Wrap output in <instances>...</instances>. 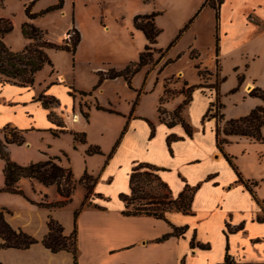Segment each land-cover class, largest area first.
<instances>
[{"label": "crops", "instance_id": "1", "mask_svg": "<svg viewBox=\"0 0 264 264\" xmlns=\"http://www.w3.org/2000/svg\"><path fill=\"white\" fill-rule=\"evenodd\" d=\"M142 1L149 3L151 0ZM203 2L196 0L191 6L179 5L172 10L177 20L171 40L166 47L157 48L163 53L156 54L153 63L139 68L129 84L122 77L104 79L91 94L81 97L74 94L63 105L64 111H58L61 126L49 121L41 125L44 130L56 132L54 136L57 138L66 137L64 144L52 153L59 158V164L70 168L75 179H80L86 171L94 178V184L86 203L82 204L86 193L82 186L81 198L74 203L71 197L63 210L56 207L42 208L24 200L17 201L19 207L16 209L9 205L13 214H5V219L11 227L21 229L40 241L47 233V220L52 217L62 226L63 234L69 235L74 228V211L79 209L75 220L77 264H219L226 254L239 262L264 261V194L260 192L264 176L253 173V163L247 166L240 159L249 156L253 143L264 144V141L225 136L229 142L224 144L223 151L231 158L230 164L216 147L215 139L217 126H223L225 120L245 116L253 107L264 105L259 98L247 94L253 88V80L255 85L263 87L253 75V67L262 58L258 52L253 51V45L264 43V0H223L220 4L219 49L218 55L214 56L217 62L215 60L210 68H202L209 76L206 82L198 74V69L197 75L190 79L182 68H177L170 76L177 78V82L171 84L173 89L189 90V101L181 113L183 121L190 127V135L180 123L168 126L166 121L159 119L157 111L153 115L140 110L145 96L154 93L161 82L164 84L169 80L170 77L161 79V72L167 65L178 60L185 52L188 55L186 63L195 66L196 57L189 55V51L172 55L171 49L184 33L191 32L196 39L195 27L205 8L212 9L209 6L201 7ZM151 12H158L154 18L155 25L160 29L156 39L158 43L164 30L159 20L166 10L156 9L154 5L152 8L135 10L131 14L132 36L143 39V33L133 26V16ZM212 12L215 25L213 9ZM191 18L192 21L183 29ZM68 28L62 30L61 37L67 35ZM143 42L144 45L147 42L145 37ZM144 45L136 49L124 66L117 69L113 66L103 68L122 70L130 62L137 61ZM193 50L195 55H199L195 48ZM261 53L264 56V46ZM232 58L238 60L226 63L228 66L225 68V60L228 62ZM217 77L218 84H213ZM64 79V74L56 73L51 83L66 86ZM118 79L132 90L131 98L124 99V107L120 106V96H107L102 101L99 99L104 94V85ZM243 82L250 86L244 89ZM4 84L8 85L0 82L1 86ZM163 84L155 93V100L151 99L154 108H157L163 94ZM52 95L56 96L55 92ZM0 99H6L4 93H0ZM216 99L222 105L221 121L205 116ZM183 100L184 95L179 90L165 103V110H176ZM96 104L111 111L96 109ZM53 106L51 108H58ZM26 109L28 115L30 108ZM85 111L87 118L82 115ZM94 115H100L102 122L98 126H93ZM6 124L17 128L13 120ZM26 126L33 128L37 125L30 121ZM2 130L0 125V138H3ZM73 132L84 133L85 141H75ZM88 146L99 147L101 153L86 154ZM4 150L11 159L13 149L10 143L5 144ZM75 159L77 163L79 160L81 162L77 172L73 165ZM138 163L156 167L159 179L168 186L173 197L185 189H191L189 212L170 210L165 213V219L143 214H124V202L119 194L129 192V173ZM3 166L4 162L0 158V187L4 185ZM237 173L244 182H248L255 197L239 180ZM252 182H256V185ZM19 187L27 193L24 184ZM55 190L50 198L44 201L33 198V201L61 200L56 185ZM175 227L179 234L159 240L163 235L172 233ZM0 263L73 264V257L67 250L51 252L37 242L25 249L1 248Z\"/></svg>", "mask_w": 264, "mask_h": 264}, {"label": "rangeland", "instance_id": "2", "mask_svg": "<svg viewBox=\"0 0 264 264\" xmlns=\"http://www.w3.org/2000/svg\"><path fill=\"white\" fill-rule=\"evenodd\" d=\"M57 2L58 0H0V17L8 19L12 25L11 30L3 36L2 41L13 52L21 51L27 43L31 42V39L25 38L21 33V24L24 21H29L41 29L44 32V38L54 43H62V40L67 37V35L61 37L62 30L67 26L69 27L68 30L74 26L80 34V41L73 54L65 50L46 49L51 64L43 65L35 73L33 83L29 87L20 88L13 83L0 85V93H4L6 96L5 100L0 99V125L4 128L8 126L7 122L13 120L17 127L15 129L20 132L24 140L21 144L10 143L13 149L10 157L11 159L14 158L13 161H16L19 165L44 161L50 156L54 157L52 153H55L64 144L66 137L57 138L52 131L44 130L41 125L49 121L59 126L57 123V120H59L58 111H64L63 105L67 104L74 94L81 97L83 95L80 94V91L90 92L98 82V72L108 70L103 67L113 66L117 69L124 66L126 61L133 57L136 49H141L142 45H144V35H142L143 39L140 40L138 37L132 36L133 28L130 23V17L135 10L152 8L153 5L156 9L166 10V13L159 20L164 30L160 34V40L155 45L156 48H164L175 31L177 15L172 13V10L179 5L191 6L196 0H151L149 3L142 0H64L62 9L38 14L41 10ZM26 6H29L30 13H37L33 19L27 18L24 11ZM213 20L212 9L205 8L201 20L195 27L197 32L196 39H194L191 32L184 33L174 44L171 54L176 55L182 51H189V55L196 57L194 59L195 66L198 65L199 69L205 66L208 68L212 67L215 62V25ZM262 46H264V43L253 45V51L258 52L262 57L258 64L253 67V75L257 77L259 83L263 86L262 88H264ZM194 48L199 52V55H195ZM184 53L178 60L164 68L161 72V79L170 77L177 68L184 69L189 79L197 75L196 69L198 68H194L193 64L186 63L188 55ZM156 54L158 53L155 52L153 54V58ZM237 60L236 58H232L228 62L225 60L224 67L228 66L226 63ZM95 67L99 68L95 70L93 69ZM56 73L64 74L66 86L55 84L54 82L53 84L51 83ZM208 78L209 76L203 73L205 82ZM137 80H139V77L135 80L136 83L138 82ZM58 81L60 82L61 80L58 79ZM218 81L219 78L217 77L213 84H218ZM175 82H177V78L174 76L166 80L164 84L161 82V85L155 89L154 93L145 96L140 110L153 115L157 111L159 119L171 122L174 120L173 118L177 119L173 116L174 110L167 111L164 106L180 90L184 95V100L180 104L178 116L183 120L181 111L189 101L190 94L188 89H173L171 84ZM162 84L164 87L163 94L159 98L157 108H154L153 103L151 104V99L155 100V93L160 90ZM246 86L247 82H243L242 87L245 89ZM254 86L255 81L253 80ZM52 92H55L56 96L52 95ZM40 94L53 96L57 103L44 107L36 100ZM107 96H120L122 100L120 106L124 107L126 106L124 99L131 98L132 90L124 86L121 79L109 81L104 85V94L99 96V99L101 101L105 100ZM51 106L58 108L53 109ZM27 107L31 111L27 112L28 115L26 114ZM50 113L53 116H49ZM99 117L100 115L92 117L93 126H98L99 122H102ZM30 121L37 126H33V128L26 126V123ZM106 126L109 127L110 124L107 123ZM95 132L96 130L93 133L94 136ZM0 140L3 141V138L1 137ZM240 159L241 161L244 160L247 166L253 163V173L264 176V144L253 143V150L249 156H242ZM73 165L77 172L81 168L80 160L77 163L75 159ZM81 171L83 170L81 169ZM73 179L75 178L73 177ZM75 180L78 181L79 179ZM20 184H24L27 193L22 187H19ZM20 184H18V188L22 191V194L0 190V209H3L6 215L13 214V210H11L9 205L13 209L19 207L17 201L24 200L37 204L33 201V198L43 199L44 201L56 192L55 184L44 185L34 178L21 177ZM82 186V184L77 183L71 193L74 203L82 196L84 187ZM260 192L264 194V184L261 186ZM64 206L56 208L63 210ZM40 207L43 208L44 206Z\"/></svg>", "mask_w": 264, "mask_h": 264}, {"label": "trees", "instance_id": "3", "mask_svg": "<svg viewBox=\"0 0 264 264\" xmlns=\"http://www.w3.org/2000/svg\"><path fill=\"white\" fill-rule=\"evenodd\" d=\"M64 0H58L56 4L50 5L41 10L38 14H43L50 10L62 9ZM223 0H204L202 6H209L214 10L215 15V57L218 55L219 49V37H218V19H219V7ZM25 14L28 19H33L37 13H30L29 6H26ZM158 12H151L148 14H135L132 19L134 28L139 29L145 39L146 44L143 50L140 52L137 61L130 62L122 70H115L110 68L106 71H100L97 84L92 88L90 92L80 91L81 95L91 94L104 79H112L116 77H122L128 84L131 77L142 66L154 62L153 54L155 52L162 54L163 51L157 49L154 45L156 43L157 36L160 33V29L155 25L154 18ZM191 18L184 26L185 29L192 21ZM12 25L8 19L0 17V82L1 83H13L19 86H29L33 83L35 73L43 67L45 64H51V61L47 55L46 49L53 48L58 50H65L75 52L76 47L80 41V34L73 26L67 30L62 43H54L44 38V32L34 26L29 21H24L21 24V33L27 38L31 39L30 43H27L24 48L19 52L11 51L2 41L3 36L9 32ZM193 56V55H191ZM194 57V56H193ZM216 62L217 59L215 58ZM198 68V66H196ZM203 73H207L206 70L198 68V74L203 76ZM241 78L239 77V81ZM191 89V87L189 88ZM249 96L257 97L264 103V89L255 85L248 93ZM36 100H38L44 107H48L57 103V100L53 96H46L40 94ZM96 109L111 111L110 109L103 108L96 104ZM222 105L216 99L215 103H211L205 116L215 117L218 121L223 119L220 109ZM180 106L173 111V118L171 122H166L168 126L180 123L186 133L190 135V127L179 116ZM82 115L87 118V112H82ZM49 116H53L52 113ZM59 126L61 123L57 120ZM264 105L260 104L250 112L242 117L225 120L223 126L216 128L215 139L216 147L223 153L226 160L232 164L231 158L224 153L223 146L228 143L229 140L225 136L245 137L253 139V141H264ZM3 141L0 140V158L4 162L3 176L4 185L0 189L9 193H19L22 191L18 188L17 181L21 177L34 178L44 185L55 184L58 193L62 196V199L55 202H40L37 205L44 207H62L71 200V193L73 192L75 185L80 183L86 189L82 204L87 202L89 194L91 193L92 186L94 184V178L85 171L80 179L77 181L73 179L71 169L63 167L59 164V158L57 156L50 157L44 161H38L35 163H29L27 165H19L11 160L4 150V146L7 143L21 144L24 140L20 135V132L12 127L3 128ZM57 135L56 132H53ZM75 141L84 142V133L73 132ZM101 153L99 147L88 146L86 154ZM157 168L147 164L138 163L131 168L128 178V193H120L119 198L124 202L125 209L124 214L127 215H149L159 219H165V213L170 210L181 211L188 213L190 210V203L192 200L191 189H185L179 193L176 197L171 195L168 186L162 182L157 173ZM239 180L247 187L255 197L254 192L250 189L248 182H244L239 173H237ZM256 185V182H252ZM155 184V185H154ZM79 209L74 211V228L69 235L63 234L62 226L49 217L47 220V233L44 237L38 241L26 232L15 229L9 225L5 219V211L0 209V249L1 248H16L25 249L31 244L40 242L44 247L48 248L51 252H57L59 250H67L72 253L73 264H77L76 258V229L75 220ZM179 234V230L175 227L172 233L163 235L159 240L165 239L170 235ZM1 264V263H0ZM219 264H264L261 262H239L231 258L228 254L224 256V259Z\"/></svg>", "mask_w": 264, "mask_h": 264}, {"label": "bare ground", "instance_id": "4", "mask_svg": "<svg viewBox=\"0 0 264 264\" xmlns=\"http://www.w3.org/2000/svg\"><path fill=\"white\" fill-rule=\"evenodd\" d=\"M61 79V78H60ZM247 86H250V85H247Z\"/></svg>", "mask_w": 264, "mask_h": 264}]
</instances>
